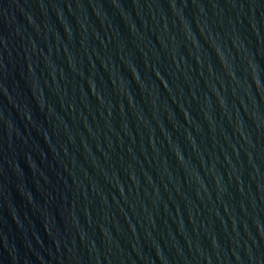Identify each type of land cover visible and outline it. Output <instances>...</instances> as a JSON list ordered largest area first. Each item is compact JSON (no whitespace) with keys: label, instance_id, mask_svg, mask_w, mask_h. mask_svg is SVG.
Listing matches in <instances>:
<instances>
[{"label":"water","instance_id":"1","mask_svg":"<svg viewBox=\"0 0 264 264\" xmlns=\"http://www.w3.org/2000/svg\"><path fill=\"white\" fill-rule=\"evenodd\" d=\"M0 264H264V0H0Z\"/></svg>","mask_w":264,"mask_h":264}]
</instances>
